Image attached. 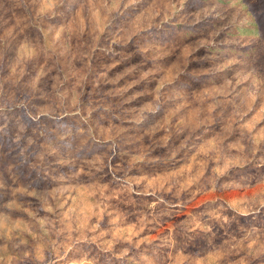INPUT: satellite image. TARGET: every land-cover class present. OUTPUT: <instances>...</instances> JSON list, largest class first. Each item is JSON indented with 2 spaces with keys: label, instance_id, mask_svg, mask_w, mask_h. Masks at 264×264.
Masks as SVG:
<instances>
[{
  "label": "rangeland",
  "instance_id": "rangeland-1",
  "mask_svg": "<svg viewBox=\"0 0 264 264\" xmlns=\"http://www.w3.org/2000/svg\"><path fill=\"white\" fill-rule=\"evenodd\" d=\"M0 264H264V0H0Z\"/></svg>",
  "mask_w": 264,
  "mask_h": 264
}]
</instances>
